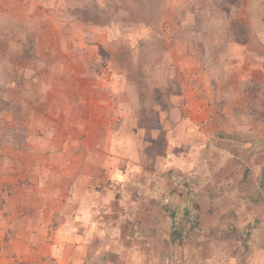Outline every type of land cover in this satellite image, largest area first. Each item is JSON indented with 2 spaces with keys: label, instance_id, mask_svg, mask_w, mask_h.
<instances>
[{
  "label": "rangeland",
  "instance_id": "obj_1",
  "mask_svg": "<svg viewBox=\"0 0 264 264\" xmlns=\"http://www.w3.org/2000/svg\"><path fill=\"white\" fill-rule=\"evenodd\" d=\"M0 264H264V0H0Z\"/></svg>",
  "mask_w": 264,
  "mask_h": 264
},
{
  "label": "trees",
  "instance_id": "obj_2",
  "mask_svg": "<svg viewBox=\"0 0 264 264\" xmlns=\"http://www.w3.org/2000/svg\"><path fill=\"white\" fill-rule=\"evenodd\" d=\"M169 216L171 217V219H173L175 217V212L174 211L169 212ZM174 233H177L178 236H180L182 231L181 230L180 231L179 230H174Z\"/></svg>",
  "mask_w": 264,
  "mask_h": 264
}]
</instances>
